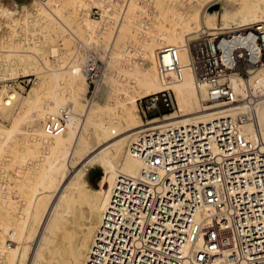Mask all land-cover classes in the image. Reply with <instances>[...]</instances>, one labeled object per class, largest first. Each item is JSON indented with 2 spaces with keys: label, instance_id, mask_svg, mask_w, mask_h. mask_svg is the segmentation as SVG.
<instances>
[{
  "label": "bare ground",
  "instance_id": "1",
  "mask_svg": "<svg viewBox=\"0 0 264 264\" xmlns=\"http://www.w3.org/2000/svg\"><path fill=\"white\" fill-rule=\"evenodd\" d=\"M144 1L151 4L148 5V8H154L153 10H157V12L163 9H158L161 3L157 4L163 0H80L73 10L83 18L85 25L83 27L87 31L85 43L98 41L97 39L94 40L98 34L103 36L101 40L108 41V69L106 73L104 72V76L107 80L110 73L114 76H112L111 84L108 83L105 89L101 90L102 87L99 85L97 97L88 101L82 123L72 116L66 130L60 135L51 136L45 133L44 121L51 115H55L59 107L69 106L66 101L55 94L61 82L59 74L55 72L53 73L54 87L53 95H50V97L52 96L51 99H48V102L43 105L41 104L43 100L40 103L38 101L39 106H36L37 103L33 108H29L30 110L24 113L27 114L28 119L24 122H18L19 124L16 123L11 129L12 132L0 127L1 151L6 143L9 140H14L20 132L26 134L23 138L25 144L21 149L19 148L21 152L17 150L16 169L12 171L2 169L4 172L0 177V264H46L43 262L44 253L56 264H85L95 230L100 223L101 215L106 208L110 190L115 180L120 175L135 176L141 169L139 161L129 154V146L137 136L151 127H159L168 123L194 124L223 116L234 118L246 114L251 117L249 119L255 121L264 138V101L249 99L250 93L254 94L257 90L264 91V65L251 71L250 76L259 70L251 78L249 76L245 80L236 74L220 77V84L227 81L233 91L243 99L227 103L232 107L218 109L227 104L213 102L212 105H205L210 100L209 86L206 81L199 82L193 68L189 67L191 61L186 50V46L190 43L202 41V35L208 37L211 50L219 49L229 57L233 55L235 49L241 48L240 45L244 39L255 38L253 31L259 30L264 40V17L261 16L264 13V0H233L232 8L225 11L218 20L216 13L209 12L210 8H207V3L216 0H164L172 3L170 7L175 4L178 9L174 13L170 7H166L167 9L163 12L164 15L157 16L152 24L153 31L149 33L153 34L155 39L148 37L141 48L136 46L139 49L127 47L123 41L134 29L137 28L142 31L149 28V26H145L147 22L142 24V21H139L136 18V13H134L138 4H142ZM48 2V6H56L57 10L62 8L60 0ZM92 3L95 5L94 8L97 7L101 12L97 20L89 17V7ZM235 3H237L236 6ZM44 10L45 15L42 16L45 19L47 16L52 18L59 16L56 15L59 11H54V14L49 7ZM39 12L37 11V13ZM172 14L176 16L175 21L172 25L166 26L167 18H170ZM110 18L114 19L113 23ZM217 21H220L221 28H216ZM200 28L202 29L198 31ZM147 32L145 33L147 34ZM133 33L135 32L133 31ZM169 46L179 49L178 61L181 74L177 77L172 74L167 77H160L156 71L157 50ZM51 52L55 53L56 48H51ZM82 58L70 61L68 71L74 80H70V88L76 86L77 82H81L82 89L78 87L81 89L84 99L88 91L87 77L89 74L87 70L89 69H85L86 66H84V59ZM35 82L39 83V79L36 78ZM120 85L122 88L118 90ZM163 91L170 92L173 103L181 113L180 116L176 117L174 113H171L142 124L137 114L138 111L136 112L137 97L141 99L140 97H146V95L148 97L152 93L156 94ZM77 92L75 93L77 94ZM118 92L121 95L117 98ZM203 93L206 101L201 108ZM113 96L116 100L115 104L111 103ZM15 98L16 96L12 91L7 92L4 98L0 97V109L11 106ZM34 98V92H29L25 104L30 107L33 103L31 100ZM79 98L80 96L77 97L73 93V101L70 102L71 106H69L71 109L77 107L81 101ZM102 110H106L108 115L116 113V117L107 120L97 118V114ZM49 113L52 114L45 119ZM91 130L94 137H99L98 142L100 143L93 145L94 147L85 155L86 157L82 158V163H78V168L73 170L77 166V163H74V156L77 155V150L84 144L85 136ZM243 130L247 135L253 136L254 128L250 122L244 125ZM94 141L96 142V140ZM71 149L72 153H69ZM111 155L117 158V169L108 175L107 192L92 188L86 182L87 172L102 165L106 157ZM2 170H0L1 173ZM29 176L38 179L36 180L37 183L33 181L36 184H32L37 185L35 189L33 187L34 193L32 187L29 186L33 196L25 194L26 197L33 198L29 202L33 204V208H31V213L23 212V215H20L23 206L17 200L19 197L15 196L17 194L15 191H20L22 185L18 187L21 179H17V177H22L24 183L29 181L30 184ZM103 194L107 195H105L106 198ZM26 200L28 201V199ZM84 203L88 205L89 217L83 216L84 222L79 232H64L63 240L59 242L57 231H59L60 226L68 222L76 223L78 220L76 209ZM38 219H44L40 229L35 226ZM41 222L39 221V224ZM7 233L12 234L9 240L11 244H7L5 238L2 239ZM12 244H14L13 247H11ZM32 244L34 246L29 254L28 250Z\"/></svg>",
  "mask_w": 264,
  "mask_h": 264
},
{
  "label": "built area",
  "instance_id": "2",
  "mask_svg": "<svg viewBox=\"0 0 264 264\" xmlns=\"http://www.w3.org/2000/svg\"><path fill=\"white\" fill-rule=\"evenodd\" d=\"M253 32L230 57L211 50L208 37L186 46L189 67L209 86L208 102L243 99L218 80L228 74L245 80L243 70L264 65L263 36ZM178 58V48L157 50V74L180 76ZM85 69L96 76L93 65ZM140 104L144 115L175 109L169 91ZM72 116L69 106L59 108L45 133L60 135ZM249 118L168 123L137 136L128 151L141 169L115 180L85 264H264V138ZM249 122L253 136L243 130Z\"/></svg>",
  "mask_w": 264,
  "mask_h": 264
},
{
  "label": "rangeland",
  "instance_id": "3",
  "mask_svg": "<svg viewBox=\"0 0 264 264\" xmlns=\"http://www.w3.org/2000/svg\"><path fill=\"white\" fill-rule=\"evenodd\" d=\"M48 1L50 0H46V3L41 5L37 0H24L21 6L13 7L12 5L11 6L9 4L7 5L4 0H0V91H1L0 97L4 98L5 94L9 91H12L16 96V98L12 101L11 106L0 109V127L5 129L8 132L11 129H13L16 123L19 124L18 122H21V121L24 122L25 120L28 119V117L26 116L27 114H24V113L25 112L27 113L28 110L33 108V106L36 105L38 101L40 103L43 100L41 102V104L43 105L48 102V99L49 100L51 99L52 96L50 97V95H53L52 93H53V87H54L53 86L54 85V79H53L54 74L53 73L56 72L57 74H59L60 76L59 80H61L60 86L55 93L56 96L66 101L67 102L66 104L69 106H71L70 102L73 101L72 99L73 93L77 95V97L80 96L79 99L81 101L78 103L76 108L72 107V110L74 109L72 112H73V117L74 118L76 117L81 123L83 121L82 119L85 118L84 116L86 114L88 101L94 100L97 97V94L99 91L98 90L99 85L102 87L101 90L105 89V86L108 85V83L111 84L110 82H112L113 77H114L112 73L108 75L109 76L108 80L105 79L106 76H104V74L106 73L108 69V64H107L108 62L107 58L109 54V50H107L108 41L106 42V41L101 40V38L103 39V36L101 34H98L94 38V40L95 39L98 40V41H94L96 44L92 41H91L92 44L85 43V39H86L85 36L87 37V31H86V28H84L85 25L83 23V18L81 17L79 13L73 11L75 10V7L78 5L80 0L79 1L78 0H60V5L62 6V8L59 10H57L56 6L54 7L48 6V3H49ZM157 4H159V6L157 5L159 7V8L157 7L158 9L163 8L159 12H157V10H153L154 8L152 9L148 8V5H151V4L150 3L147 4V1L146 2L144 1V3L142 4H138V6L134 9V13H136V18H138L139 21H142V24L144 22H147L145 26H149L150 29L149 28L144 29L145 27L142 28L144 29L142 30L144 32L143 33L141 29L136 28L133 30L135 33H133L132 31L131 32L132 35L127 34L128 36L126 35L127 37H125L127 39L123 41L127 47L131 46L132 48L136 49L137 48L136 46H139L141 48V45H144V43L148 40L147 39L148 37H152L155 39L153 34H149L153 31L152 24L157 19V16L160 17L164 15L163 13L164 10L167 9L166 7L169 8L172 3L165 2L163 0V1L158 2ZM162 4H163V7H162ZM207 4H208L207 8H210L209 12L216 13L217 20H218L221 18L222 14H224L225 11H229L232 8L231 6L233 5V0H216L214 2H210ZM236 5L237 3H235V6ZM46 7H49L50 10L52 9V12L54 14H55L54 11L60 12L61 10V12L56 13V15L57 14L59 15L56 18L47 16V18L45 19L43 18L42 15H45L44 9H46ZM94 7L95 5L93 3L90 4L89 17H91V19L93 20H97L99 19L101 12L99 11V9H97V7L96 8ZM170 8L172 9L174 13L178 9V7L175 4ZM37 11L38 12L40 11V12L37 13ZM240 11L242 12V10ZM262 14L261 16L264 17V13ZM175 17H176L175 14H172L170 18H167L165 25L166 26L172 25L173 22L175 21ZM110 21L113 23L114 19L110 18ZM219 27H220V21H217L216 28H219ZM203 28L210 29L211 27H203ZM201 29L202 28L198 29V31ZM145 32H147V34ZM202 36H203V40H205L206 35H202ZM140 39H142L141 40L142 42L140 41ZM53 47L56 48L55 53L51 52V48ZM139 47L137 49H139ZM80 57L84 59V66L94 65L95 69L97 70V74L95 78L94 77L92 78L89 76L87 77L88 91L84 99L82 98V94L80 91L82 89L81 82H77L76 86L74 85L75 88L74 87L70 88V85H71L70 80H73V79H72V76L69 75V71H68V63H70V61L77 59V58L81 59ZM254 70L250 69L248 70L249 71L248 73H246L245 70H243L241 74L244 75L245 79H247L250 76V72ZM258 71L253 72L250 78L254 75V73ZM229 75L230 74H228L227 76ZM36 78L39 79V83L35 82ZM223 83L228 84L227 81H224ZM78 86L81 89H79ZM120 88H122V85L118 87V90ZM76 90L77 91L79 90L80 92H77ZM73 91L77 92V94ZM29 92H32V93L34 92V95H35V98L31 100V102L33 103H31L32 105L30 107H28L25 104V99ZM254 94L256 95V97H258L256 99H258L259 101H264V91L263 90L262 91L257 90L255 91ZM119 95H121L120 92L116 94V97L117 98L120 97ZM202 95H203V99H201V103H200L201 108L203 106L202 104H204V102L206 101L205 94L203 93ZM143 97L146 98L147 95L146 97L145 96ZM143 97H140L141 99L137 97V101H136V105H137L136 112L138 111L137 114L139 115L140 122L142 124L147 123L149 120H152L154 118L162 117L164 115H169L171 113H174L176 117L180 116L181 114L178 111L176 105L172 101L175 109H172L170 112L168 111L163 112V107H161V110H162L161 113H151V114L144 115L141 110V104H140V100L144 99ZM115 102L116 100H115V97L113 96V100H111V103L115 104ZM39 103L36 106H39L40 105ZM212 103L213 102H206L205 105H212ZM127 105L129 106V103H127ZM228 107H232V105L227 104L226 106L220 107L218 109H225ZM105 111L106 110L100 111L97 114V118H100L101 120H107V119H110V118L112 119L116 117V113L108 115L106 114ZM52 113L47 114L45 119H47V117L50 116ZM24 115L27 118L26 117L24 118L23 117ZM150 126H145V127H150ZM10 132H12V130ZM93 135H94L93 131L91 130L85 136L84 144L77 150V155L75 154L76 156H74L75 157L74 163H77L76 164L77 166H75L73 170H75L76 167L78 168V165H79L78 163H82L84 156L94 147L93 145H99L100 143L98 142L99 137L97 136L94 137ZM25 136H26L25 133L20 132L14 138V140L12 141L9 140L6 143L2 151L0 150V167H1L0 170L10 169L12 171L16 169V160L18 158V151H20L19 148L21 149V147H23V144H25V141L23 140ZM94 140H96V142L98 143H96ZM69 153H72V149L69 150ZM116 161H117V158L111 155V156L106 157L102 165H99L96 168H92L91 170H89L86 174V180H87L86 182L88 183V185L90 184L92 188L101 189L107 192V178L111 171H113L114 169L115 170L117 169ZM3 172L4 170H2V173L0 171L1 173L0 177L3 174ZM28 178L30 180V184H29V181L28 183H24V180L22 177L20 178L17 177V179H21V181L18 184V187L22 185V187L20 188L24 189V190L20 189V191L19 190L15 191L17 193L15 196L19 197V199L17 200L20 202L21 206H23L22 212L20 213V215H23V212L31 213L32 212L31 208H33V204L29 203L33 200V198L32 197L28 198L25 196V194L26 195L29 194L28 196H33V193L35 191L34 189L36 188L37 185L34 186L32 184H36L37 183L36 180L38 179H35L36 177L34 178V176L33 177L29 176ZM33 181H35L36 183ZM29 186L32 187L33 193L30 192L31 187L29 188ZM24 192H27V193H24ZM18 193L20 196L18 195ZM31 193L32 195H30ZM103 195H104V198H106L107 195L106 194H103ZM22 199L23 200L28 199V201L27 200L23 201ZM23 203L25 204V206ZM76 211H77L76 216L78 217L77 222L74 224H72V222L65 223L62 226H60L59 231H57V235H58L57 240L59 242H62L63 236L65 235L64 232H67V231H74L76 233L79 232L81 225L84 222L83 216H86L87 218L89 217L88 205L85 203L81 204L76 209ZM39 221L40 222L42 221V222L39 224ZM43 223H44V219L43 220L38 219V222L35 224V226L40 229ZM11 237H12V234L7 233L6 235H4L2 239L4 240L5 238V241L7 242V244H11L10 243L11 241H9ZM90 241H91V238H90ZM13 246L14 244H12L11 247ZM33 246L34 244H32V246L29 248L28 250L29 254L31 253ZM43 262L46 264L47 263L56 264V262L52 261L51 258L48 255H46V253L43 254Z\"/></svg>",
  "mask_w": 264,
  "mask_h": 264
},
{
  "label": "crops",
  "instance_id": "4",
  "mask_svg": "<svg viewBox=\"0 0 264 264\" xmlns=\"http://www.w3.org/2000/svg\"><path fill=\"white\" fill-rule=\"evenodd\" d=\"M6 4L12 5L13 7H19L23 4L24 0H4Z\"/></svg>",
  "mask_w": 264,
  "mask_h": 264
}]
</instances>
